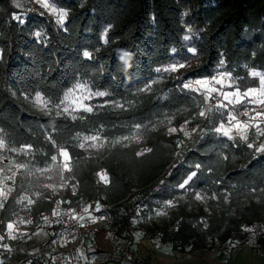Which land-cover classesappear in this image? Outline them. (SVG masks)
Masks as SVG:
<instances>
[{
	"label": "trees",
	"instance_id": "trees-1",
	"mask_svg": "<svg viewBox=\"0 0 264 264\" xmlns=\"http://www.w3.org/2000/svg\"><path fill=\"white\" fill-rule=\"evenodd\" d=\"M54 3L68 13L63 26L36 13L28 14L24 23L15 21L12 15L19 11L10 0H0V137L11 148L31 145L27 158L38 167L50 164L51 156H58V147L66 148L79 164L75 180L91 186L96 170L86 163L85 151L76 148V137L99 134L113 139L131 133L140 124L141 141L115 148L109 158L116 162L121 157L135 159L137 152L151 148L137 166L141 182L130 183L125 173L110 163L105 166L109 188L114 192L109 201L114 204L133 187L152 182L169 164L172 154L167 155L164 148L174 145L175 136H167L155 125L167 118L175 127L189 117L198 123V102L194 94L181 91V80L211 78L223 60V70L244 89L257 86L250 71H264V0H86L85 6L79 0ZM187 26L197 33L193 55L183 39ZM85 51L92 59L83 56ZM174 60L189 67L168 76L159 92L140 91L156 75L155 69ZM77 82L110 93L99 101L105 107L96 106L92 113L79 112L73 120L65 114L47 115L31 102L40 93L55 105ZM113 103L125 107L115 108ZM211 124L204 120L207 134L195 137L180 151L163 177L164 183L152 191L157 199L167 197L191 171L200 176L188 195L193 209H182L176 228L161 230L158 239L187 254L212 249L216 239L242 244L245 228L259 225L255 246L264 254V191H260L264 189V157L208 132ZM196 164L201 169L197 170ZM203 190L216 197L211 203L226 207L222 219L216 220L217 209H211L208 216L193 200L192 193ZM109 210L114 214L111 207ZM204 222L215 234L209 245L200 228ZM4 224L0 223V233Z\"/></svg>",
	"mask_w": 264,
	"mask_h": 264
},
{
	"label": "rangeland",
	"instance_id": "rangeland-1",
	"mask_svg": "<svg viewBox=\"0 0 264 264\" xmlns=\"http://www.w3.org/2000/svg\"><path fill=\"white\" fill-rule=\"evenodd\" d=\"M10 1L12 6L17 11H19V13L12 15V19H14L16 16H20L24 20L30 13H36L40 15L39 13L43 12L45 16L53 18L57 25H64L58 24V17L52 14L50 10L40 7V5L35 3L34 0ZM48 2L55 5L58 11L61 9L56 6L54 0H48ZM79 3L81 6H85L86 0H79ZM17 4H19L20 7H17ZM14 20L19 21L16 19ZM189 28H191V32L188 31ZM185 36L189 37L187 40L183 38L184 42L188 46V52L193 55V52L189 49H194L193 42L197 37V33L192 26H187L184 37ZM173 63L184 62L174 60L169 65ZM222 67L223 66L219 65V70L214 76H216L218 73L227 72L223 70ZM259 72L264 73V71ZM172 74L174 73L156 72V75L148 82V84L152 85L151 89L159 92L162 89L163 84L166 82V78ZM250 77L252 76L250 75ZM154 80L158 82L152 83ZM187 81L188 80L184 82ZM235 83L237 85L236 80ZM217 87H220V85H217ZM89 88L93 92L96 91L90 86ZM224 90L230 91L231 89L225 88ZM186 91L189 92L188 90ZM189 93L194 94L196 101L198 102V109L195 114V120L198 121V123L196 124L193 120L194 118L189 117L188 120L176 128L183 126L186 130L191 131V136L185 137L181 132L169 134L167 129L169 127H175L173 125L172 119L169 118L164 119L155 125V128H161L167 136H175L173 138L174 145L170 144L168 147L165 146L164 148L167 155L172 154L169 164L152 182L142 188L133 187L130 194L115 204L109 201L114 195V192H112L109 188L110 178L105 166L110 163L112 167L119 170L122 175L125 173V177L127 178L128 182L135 183L141 182V177L137 173V166L138 163L143 161L141 160L140 155H136L135 159H123L121 157L119 162H116L109 158V154L117 147H127L129 145L138 144L141 141L143 135L142 128L137 129L135 127L131 133L113 139H105L101 137L104 147L100 149L89 148L87 143L85 144V148L79 147L80 143H84L83 137L99 134L78 135L76 137V148L85 151V159H87L86 163L89 164L91 168L96 170L92 175L91 186L86 183H78L75 180L74 171L76 169L75 167L79 164L73 160L70 162L72 171H64L63 179H61L60 170L57 166H62V157L58 156L56 162L52 161L46 166L38 167L31 164L30 160H28L27 157L29 152L25 154L24 152L0 150V167H4L5 165L15 161L17 163H27L28 167L34 172V175L29 176L24 174L22 171L17 174L14 183L13 181L7 182L10 187L14 188V191L9 196L4 208L0 209V222L5 221L4 232L0 233V237H3V239H0V264H51V262L52 264H69V262L66 260L57 259L52 256L47 260L46 257L40 254L42 249H50V245H52L54 237V225L56 221V216H53L52 212L53 210L59 212L63 208H70L73 206H80L82 209L87 207L90 209L91 206L96 207L97 204L99 206L101 204L109 205L114 214L111 213V226L102 233L105 236L102 240L103 250L98 249L97 252L91 257V261L88 259L89 262H87V264H203V261H205L206 258H212L215 264H222L230 263L236 254L244 248L249 249L254 255L264 259V254L255 246V236L261 231V227L259 225L245 228L253 229V232L245 231V240L242 244L239 240H228L226 242H221V240L216 239L214 244H211L212 249L197 250L187 254L174 251L170 244H163L158 239V235L161 230L167 229L172 231L176 228L182 209L191 211L194 207V204L188 198L191 190L184 192V190L175 187L170 190L169 196H162L160 199H157V196L152 193L153 189L159 185L163 177L174 165L175 161L178 159L180 151L192 143L195 137L201 135V129H203L205 132V129L202 126L205 118L198 116L199 111L206 110L207 107H210L216 103V100L204 101L201 93ZM77 95H79V93H77ZM105 97L94 96L92 99L86 100L84 102L96 107L104 104L100 103L99 101ZM249 107L252 106L249 105ZM36 108L39 109L38 107ZM49 108L51 109L49 113L42 112L47 115L57 112V109L54 107V105L49 104ZM78 113L79 112L73 113V115H77ZM214 121L217 120L211 119V123ZM217 122L219 123L220 121ZM192 129H195V131H192ZM137 136L140 137L139 141L135 139ZM124 137H130V139L125 140L123 139ZM116 140H120V143L114 144L113 142ZM178 141H183V144L178 145ZM48 168H51L52 170L45 171L43 173L35 171L36 169ZM7 174L11 175V173ZM104 174L107 176V182H105V180L102 178ZM144 177H148V172H145ZM45 184L55 185V194H53L51 189L45 188ZM61 184H63L64 187L61 188ZM73 188H75V195H73ZM199 192L210 197L204 190ZM37 193L40 195H37ZM24 196H28L34 202L32 204H29L27 200L21 202L20 198ZM176 198L180 199H178L175 207L167 209L163 207L167 200ZM192 198L204 208L208 216L211 214V209H217L219 215H217L216 220L222 219L224 216L223 213H226V207L224 208L222 205H214L211 203V199H207L206 202H201L195 200L193 196ZM57 201L60 202L59 207H57ZM159 210L166 211L167 215L157 216L156 212ZM45 216H47L49 220L47 223L44 220ZM29 220L31 223H28ZM8 223H13L15 225V229L11 230V233L12 236L16 237V239H12L11 236H9L10 230L7 228ZM200 225L201 231L205 235V242L209 245L210 239L215 234L207 228L206 222Z\"/></svg>",
	"mask_w": 264,
	"mask_h": 264
},
{
	"label": "snow or ice",
	"instance_id": "snow-or-ice-1",
	"mask_svg": "<svg viewBox=\"0 0 264 264\" xmlns=\"http://www.w3.org/2000/svg\"><path fill=\"white\" fill-rule=\"evenodd\" d=\"M35 3L39 4L40 7L50 10L52 14L58 17L57 23L63 25L65 22V18L67 17V11L60 9L59 11L55 7V5L50 4L48 0H34ZM20 7L19 4L16 5ZM41 16L44 15L43 12L39 13ZM14 19L19 20L20 23H24V20L20 16L14 17ZM191 32V28L188 29ZM39 35V33H37ZM184 39H189L188 36H185ZM107 42V41H106ZM195 54V49H189ZM126 55V54H125ZM83 56L89 59H92V54L88 51L83 52ZM120 59L124 60L125 57H120ZM127 61L125 60V63ZM224 61H220V65L222 66ZM189 67L184 63H173L167 67L157 68L155 71L157 73H178L182 69ZM250 75L255 78L257 82V86L255 87H246L241 89L239 85H236L235 80L231 77V73L222 72L218 73L216 76L211 78H200V79H191L187 82L181 80L183 90H188L189 92H197L201 93L204 101L216 100V103L210 107H207L206 110H201L198 113L199 117L205 118V120H209L211 123V119H215L220 121L217 124H211L208 127L207 131L215 133L218 137L227 138L228 141H232L233 145L236 147L244 146L247 149H251L254 153V156H262L264 157V73L252 70ZM179 79V77H177ZM227 81V83H226ZM158 81H153L152 83H157ZM220 85V87H217ZM152 85L148 84L144 88L140 89L142 92L150 91ZM231 89L230 91H225L224 89ZM79 93V95H77ZM110 95V93L106 91H95L93 92L86 82H79L73 85L72 88L68 89L64 94L63 99L59 104L54 105L57 109L56 114H66L71 116L73 120L77 119L76 115L73 113L77 112H87L92 113L94 111V106L85 103L84 101L92 99L94 96L97 97H105ZM222 98V99H219ZM27 99V97H26ZM34 106L38 107L41 111L45 113H49L51 109L49 108L50 101L45 99L43 95L37 93L32 100ZM251 105L252 107H249ZM115 108L123 109L125 107L124 104L113 103L112 105ZM99 107H105V105H100ZM81 119L83 117H80ZM211 118V119H210ZM137 129H140L142 126L140 124L135 125ZM169 134H174L177 132L183 133L185 137L191 136V131L186 130L183 126L180 128L169 127L167 129ZM195 131V129H192ZM207 133L201 129V138L203 135ZM139 136L135 137L137 141H139ZM49 141L55 144V141L52 140V137H48ZM123 139L128 140L130 137H124ZM84 143H80V148H85V144L89 148L100 149L104 147V143L100 135H91L83 137ZM90 142V143H89ZM114 144H119L120 140H116L113 142ZM183 141H178V145H182ZM224 147H228L227 144ZM0 150H8L11 152H24L27 154L31 150V145H25L22 148H10L5 140L0 137ZM58 156L63 158L62 166H57L60 170L61 179H63V172H71L72 168L70 167V162L72 160V155L69 151L64 147H58ZM151 148H144L142 151L137 152V155L143 156L146 152H151ZM57 155L51 156V160L56 162L58 159ZM224 160L228 159V156H223ZM195 168L197 170L201 169L200 164H196ZM51 168L48 169H36V172L43 173L45 171H51ZM26 175H34L32 169L28 167L27 163H17L15 161L11 162L4 167H0V209H3L9 196L14 191L13 187L8 185V181L15 182V178L18 173L22 172ZM7 173H11L8 175ZM102 178L107 182V176L104 174ZM200 179L197 171H191L181 182H179L175 187L184 190V192H188L193 188V185L197 180ZM164 181H161L163 184ZM45 188L51 189L53 194L56 192V186L53 184H45ZM60 187H64L63 184ZM253 192L257 191V189H252ZM260 191H264V189H260ZM75 188H73V195H75ZM37 195H40L37 193ZM193 197L197 201L206 202L207 199H215V196L208 197L206 194H202L199 191H194L192 193ZM182 198V197H181ZM180 198L167 200L164 204V208H173L176 206V203ZM27 200L29 204H32V201L28 196H24L20 198V201ZM59 201H57V207H59ZM70 203V202H68ZM96 211L100 210V206L96 205ZM71 219L73 220H84L85 217L83 215H79L76 213L75 209H72ZM85 213L89 212V209L86 207L83 209ZM53 216L59 215L56 210L52 212ZM157 216L167 215L166 211L159 210L156 212ZM89 216L91 214L89 213ZM102 218V217H101ZM45 222H49L48 217H44ZM23 222V221H21ZM92 222H95V218H92ZM28 223H31L29 220ZM80 227H85L84 224H80ZM7 228L9 231V236L12 239H16L15 236H12L11 230L15 229V225L13 223H8ZM245 231L253 232V229H245ZM3 239V237H0Z\"/></svg>",
	"mask_w": 264,
	"mask_h": 264
},
{
	"label": "built area",
	"instance_id": "built-area-1",
	"mask_svg": "<svg viewBox=\"0 0 264 264\" xmlns=\"http://www.w3.org/2000/svg\"><path fill=\"white\" fill-rule=\"evenodd\" d=\"M72 209L76 210L78 216L85 215L80 206L63 208L58 212L54 241L62 247L54 252L69 253L71 256L76 257L85 241L91 236L102 234L111 226L112 221L110 206L107 205H100L99 211L94 210L92 213L94 215L92 218H95L94 223L92 218L89 220L71 219ZM80 224H84L85 227H80ZM40 254L43 255L44 252H40Z\"/></svg>",
	"mask_w": 264,
	"mask_h": 264
},
{
	"label": "crops",
	"instance_id": "crops-1",
	"mask_svg": "<svg viewBox=\"0 0 264 264\" xmlns=\"http://www.w3.org/2000/svg\"><path fill=\"white\" fill-rule=\"evenodd\" d=\"M95 209H96L95 206H91L88 213L84 212L85 213L84 220L91 219L94 216L92 215V213L94 212ZM89 213L91 214V216H89ZM56 220H57V216H56ZM55 232H56V221L54 225V237H55ZM54 237H53L52 245H50L51 246L50 249H47L48 251L42 249L41 252H44L43 255L41 254L42 256L46 257L47 260L50 259L51 256L57 259L66 260L67 262H69V264H87V262H89L88 259H90L91 261V257L93 256L94 253L97 252L98 249L103 250L102 240L104 239L105 236L104 234H100L89 237L85 241V243L81 246L80 252L76 257L71 256L69 253L54 252L62 247V245L55 243ZM203 262H204L203 264H215L212 258H206L205 261ZM222 264H264V259L254 255L249 249L244 248L243 250H240L236 254V256L231 260L230 263H222Z\"/></svg>",
	"mask_w": 264,
	"mask_h": 264
}]
</instances>
